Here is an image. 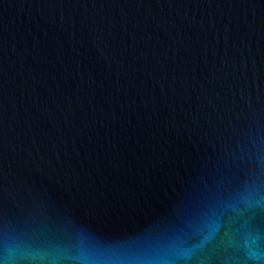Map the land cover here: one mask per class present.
Returning a JSON list of instances; mask_svg holds the SVG:
<instances>
[{"label":"water","instance_id":"1","mask_svg":"<svg viewBox=\"0 0 264 264\" xmlns=\"http://www.w3.org/2000/svg\"><path fill=\"white\" fill-rule=\"evenodd\" d=\"M264 0H0V264H258Z\"/></svg>","mask_w":264,"mask_h":264},{"label":"snow or ice","instance_id":"2","mask_svg":"<svg viewBox=\"0 0 264 264\" xmlns=\"http://www.w3.org/2000/svg\"><path fill=\"white\" fill-rule=\"evenodd\" d=\"M258 260V264H264V257L256 258Z\"/></svg>","mask_w":264,"mask_h":264}]
</instances>
